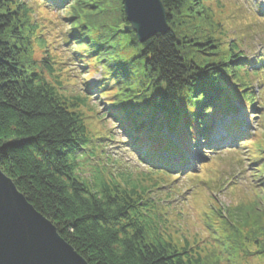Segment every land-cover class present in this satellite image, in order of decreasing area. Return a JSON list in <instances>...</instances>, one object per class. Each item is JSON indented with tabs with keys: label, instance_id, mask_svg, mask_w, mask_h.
<instances>
[{
	"label": "trees",
	"instance_id": "trees-1",
	"mask_svg": "<svg viewBox=\"0 0 264 264\" xmlns=\"http://www.w3.org/2000/svg\"><path fill=\"white\" fill-rule=\"evenodd\" d=\"M36 1L48 9L64 5L70 21L64 41L80 61L102 72L105 97L110 92L117 99L116 108L108 110L145 158L148 174L137 177L93 162V142L101 138L90 131L82 110L90 100L67 95L65 61L47 54ZM104 1L0 0V168L89 264H235L234 254L238 264L252 258L264 264V113L255 134L237 132L235 120L225 128L226 138L207 143L217 110L236 109L231 98L257 108L252 76L264 87V56L256 60L262 70L251 71L241 46L246 32L231 36L223 10L213 8L227 5L222 0H162L169 31L144 43L126 30L122 0H107L110 10L101 15ZM121 44L124 51L117 49ZM36 48L46 58L38 60ZM130 94L140 95L142 104L130 107L125 101ZM156 112L167 117L171 131L179 130L186 152H192L188 142L200 140L208 149L235 138L240 148L247 146L242 160L250 161L251 178L247 185L232 179L228 191L235 202L226 216L215 196H208L223 218L221 230L211 234L220 252L196 239L173 238L167 208H158L151 196L159 184L176 180L169 171L189 164L184 149L149 118Z\"/></svg>",
	"mask_w": 264,
	"mask_h": 264
},
{
	"label": "rangeland",
	"instance_id": "rangeland-1",
	"mask_svg": "<svg viewBox=\"0 0 264 264\" xmlns=\"http://www.w3.org/2000/svg\"><path fill=\"white\" fill-rule=\"evenodd\" d=\"M222 3L224 6L221 5L222 7L220 9L213 6L214 10L216 12L223 10L222 13H224L226 19L225 24L231 30V36L235 31L237 33L242 32L241 30L246 32L247 36L241 42L243 52L251 63L250 70L260 72L262 69L258 68L259 66L256 64V60L260 56H264V0H222ZM103 4L105 6L100 10L101 15H105V11L110 10L107 0ZM34 7L35 17L40 25L39 32L42 31L48 40L47 54L54 52L59 58L62 57L65 61L64 66L67 68L66 73L68 74L65 73L64 76L66 75L69 79L65 85L67 95H86L90 100L82 110L86 114L85 116L87 117L90 131L94 134L96 133L98 135L97 137L101 138L93 142V147L96 148L97 153L93 162L95 164H97L96 162L102 165L106 164L109 166V169L116 172L128 170L137 177L148 174V164L142 160L145 158L143 157L141 159V156L135 152V148L131 146V142L118 126V123L114 122L115 119L108 110V108L111 110L116 108L117 99H113V93L110 92L105 97L100 87L102 72L98 68L88 67L84 62L80 61L76 53L72 50L73 45L64 41V36L68 32V25L70 24V21L65 18L67 15L63 13L64 5L58 4V6H52L51 9H48L41 5L39 1H36ZM256 15L257 18H254L253 16ZM122 48L123 44L117 47V49H121L119 51H124ZM127 53V51L124 52V54ZM45 56V52L36 48V58L38 60L46 58ZM254 67H257L259 70ZM262 76L264 77V74ZM258 80L255 75L252 76L253 86L259 96L257 108L250 110L244 101L235 100L237 105L235 111L217 110L213 119L215 126L219 128V132H221L222 127L230 124L234 118L242 123V128L244 126H246L245 128L248 127V132L251 134L259 131L261 115L264 113V94L262 93L264 87H259ZM139 96L130 94V97L125 99V101L128 102L130 107L137 104L141 105L143 100ZM231 99L233 100V98ZM143 118L145 120H149V118L153 119L160 124L161 130L172 140H177L178 136L182 138L178 129H175L178 136L170 130L167 117L163 113H153L149 118L143 115ZM107 132H112L115 137L106 134ZM199 142L187 143L193 149L192 152H186L182 142L179 145V148H183L189 157L187 167L189 170L194 171L180 170L185 166L177 170L169 171L176 180L173 183L165 182L159 184L160 186L151 192V196H155V201L158 199V208H167L165 216L170 217L168 229L173 238L179 241H185V238L190 241L196 239L201 241L200 244L202 246L203 243H206L208 244L207 248L214 247L220 252L222 246L220 243L214 240L212 241L211 234H213L214 230H221L220 224L223 218L217 216L218 210L215 213L213 212L215 204L210 203L209 197L212 195L215 196L219 208L223 210V216H226V209L235 202L233 194L231 195L230 191H228L230 184L235 180V182L247 185L248 180L251 178L253 167L250 166V161L242 160L247 154V146L242 149L238 143L237 147L228 145L226 147L222 146L218 150L216 148L208 149L209 146L204 145L202 140ZM197 143L200 147H203L201 149L197 148L200 149V153L196 151ZM207 152L211 153L209 154ZM205 154L208 156L203 159L204 165L200 166V161H196V157L198 155L204 156ZM110 158L112 160L111 163ZM219 159L221 160L218 162ZM243 168L248 169V171L244 172ZM262 185V191H264V184L262 183ZM209 186L210 188H208ZM174 189H177V191L174 192ZM166 194H169L170 197L166 198ZM160 198H163V202ZM213 223L218 224L220 228L215 229L210 227V225L214 226ZM239 253L243 255L241 251ZM231 260L235 264L241 261L235 254L232 255ZM249 262L250 264H258L259 261L252 258ZM223 264L226 263L223 262Z\"/></svg>",
	"mask_w": 264,
	"mask_h": 264
},
{
	"label": "water",
	"instance_id": "water-1",
	"mask_svg": "<svg viewBox=\"0 0 264 264\" xmlns=\"http://www.w3.org/2000/svg\"><path fill=\"white\" fill-rule=\"evenodd\" d=\"M123 10L140 43L169 31L162 0H123ZM0 264H89L1 168Z\"/></svg>",
	"mask_w": 264,
	"mask_h": 264
},
{
	"label": "bare ground",
	"instance_id": "bare-ground-1",
	"mask_svg": "<svg viewBox=\"0 0 264 264\" xmlns=\"http://www.w3.org/2000/svg\"><path fill=\"white\" fill-rule=\"evenodd\" d=\"M179 137V136H178ZM189 162V161H188ZM189 169V168H188ZM177 170V169H176ZM180 170H182V169H180ZM185 170V169H184Z\"/></svg>",
	"mask_w": 264,
	"mask_h": 264
}]
</instances>
